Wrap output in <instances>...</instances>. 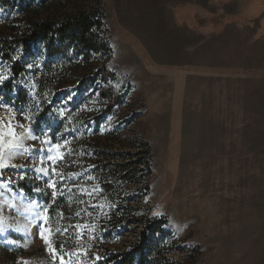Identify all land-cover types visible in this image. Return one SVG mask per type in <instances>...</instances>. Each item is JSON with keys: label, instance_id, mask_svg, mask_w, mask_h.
Here are the masks:
<instances>
[{"label": "rangeland", "instance_id": "obj_1", "mask_svg": "<svg viewBox=\"0 0 264 264\" xmlns=\"http://www.w3.org/2000/svg\"><path fill=\"white\" fill-rule=\"evenodd\" d=\"M0 77V264H264V0H0Z\"/></svg>", "mask_w": 264, "mask_h": 264}, {"label": "snow or ice", "instance_id": "obj_2", "mask_svg": "<svg viewBox=\"0 0 264 264\" xmlns=\"http://www.w3.org/2000/svg\"><path fill=\"white\" fill-rule=\"evenodd\" d=\"M0 79H3V78L0 77ZM4 106L5 105L0 104V107H4ZM20 127H23V125H20ZM24 138H32V139L39 141V137L32 135L30 129L25 130ZM43 143L48 144L49 141L44 140ZM57 147H59V146H57ZM31 151L38 152V151H42V149H36L33 146ZM31 151L23 148L22 141H21V139H19L17 137L13 125L9 124L6 128V130H0V169L6 168L7 167L6 161L8 159L12 158L13 156L27 155L30 158L31 157ZM46 159L52 160V159H54V157L49 155L46 157ZM41 171H43V169H41ZM49 187L55 189V183L50 184ZM94 191H95V189L93 190V192ZM52 195H53V197H55V195H56L55 190L53 191ZM41 210H43L45 212L47 211L46 209H43L41 205H39L38 203H35V202L31 203L28 206V208L26 209V211H31L33 216L37 219L40 217ZM46 218L47 217H45V219ZM0 231H2V230H0ZM40 238L42 240H44L45 245L47 246V251L53 259V264H56L57 259H59V264H71V260L66 261L64 256L60 255L59 250L54 248L53 246H51V244L49 242L48 235H46L44 232H41ZM8 243H12V241H8ZM68 255L70 256L71 254L69 253ZM96 259H100V258L97 257Z\"/></svg>", "mask_w": 264, "mask_h": 264}, {"label": "trees", "instance_id": "obj_3", "mask_svg": "<svg viewBox=\"0 0 264 264\" xmlns=\"http://www.w3.org/2000/svg\"><path fill=\"white\" fill-rule=\"evenodd\" d=\"M99 18L98 15L93 13L83 14L74 21H68L64 24L57 25L50 21H45L39 24H36L31 33L25 39L27 43L30 41L38 40L49 34H58L63 36L68 30H75L77 33L74 35V40L79 41L80 43H86L87 37L91 36L95 29L99 27ZM149 225H145L141 232L140 237L135 246V251L137 254H140L141 248L144 243L147 241V234L149 232ZM128 259L122 258L114 264H128Z\"/></svg>", "mask_w": 264, "mask_h": 264}]
</instances>
